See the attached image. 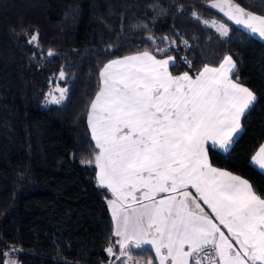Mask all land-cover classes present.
Returning a JSON list of instances; mask_svg holds the SVG:
<instances>
[{"label": "trees", "instance_id": "trees-1", "mask_svg": "<svg viewBox=\"0 0 264 264\" xmlns=\"http://www.w3.org/2000/svg\"><path fill=\"white\" fill-rule=\"evenodd\" d=\"M234 2L264 16V0ZM202 20L223 23L228 35ZM37 33L38 44L28 43ZM145 50L172 56L173 75L195 76L232 56L231 78L257 99L230 150L212 149L209 159L264 197V175L250 165L264 142V42L209 0H0V264H120L105 251L115 242L112 195L98 186L87 115L103 66ZM57 87L67 89L64 98L47 103ZM12 248L19 251L3 255ZM133 256L153 259L139 249Z\"/></svg>", "mask_w": 264, "mask_h": 264}, {"label": "snow or ice", "instance_id": "snow-or-ice-1", "mask_svg": "<svg viewBox=\"0 0 264 264\" xmlns=\"http://www.w3.org/2000/svg\"><path fill=\"white\" fill-rule=\"evenodd\" d=\"M209 6L264 39V16L234 0H209ZM218 31L228 35L223 24ZM38 40L39 34H32L28 43ZM185 62L191 68L192 62ZM170 65L172 56L157 59L145 50L110 60L99 73L88 125L99 149L94 156L98 186L115 197L108 203L117 239L105 251L120 264H139L133 249L154 252L158 264H264V197L209 159L213 148L230 150L242 131L241 117L257 97L231 78L236 68L231 55L195 76L188 71L173 75ZM64 76L61 70L59 78ZM56 90L59 97L48 94L53 103L67 92ZM250 165L264 175V144Z\"/></svg>", "mask_w": 264, "mask_h": 264}, {"label": "crops", "instance_id": "crops-1", "mask_svg": "<svg viewBox=\"0 0 264 264\" xmlns=\"http://www.w3.org/2000/svg\"><path fill=\"white\" fill-rule=\"evenodd\" d=\"M229 20V19H228ZM230 22H232L235 26H237L238 28H240V29H242V30H244L245 32H247L248 34H250L247 30H245L243 27H241V26H239V25H236L233 21H231V20H229ZM221 35V34H220ZM251 35V34H250ZM222 36V35H221ZM251 36H253V37H255V38H257V39H259L260 41H262V42H264V39H261V38H259L258 36H254V35H251ZM133 55H136V54H133ZM129 56H131V55H129ZM168 58V57H167ZM167 58H164V59H167ZM171 66V65H170ZM169 66V67H170ZM213 68H215V67H213ZM96 96V95H95ZM94 99H95V97H94ZM93 99V100H94ZM251 108V107H250ZM249 108V109H250ZM248 109V110H249ZM90 110V109H89ZM247 110V111H248ZM246 111V112H247ZM243 117V116H242ZM242 117H241V119H242ZM240 123H241V121H240ZM87 125H88V115H87ZM242 128V127H241ZM88 129H89V132H90V135H91V138H92V131H91V128L89 127V125H88ZM242 132V131H241ZM240 132V133H241ZM240 133H239V135H240ZM238 135V136H239ZM237 136V137H238ZM92 140H93V143H94V145H95V140L92 138ZM262 144H264V142L262 143ZM213 149H215V150H217V151H219V152H221L222 154H226L225 152H223L222 150H219V149H217V148H213ZM98 151H99V149H97ZM258 151V150H257ZM256 170H258L259 172H260V170L258 169V166H253ZM97 168V167H96ZM97 171H98V169H97ZM107 189V188H106ZM108 190V189H107ZM190 191H192V192H195V190L194 189H189ZM109 191V190H108ZM110 192V191H109ZM111 193V192H110ZM111 195H112V193H111ZM113 199H115V197L112 195V199L111 200H113ZM201 204H202V202H201ZM202 207H204L205 208V211H210V210H208L207 209V206L206 205H203L202 204ZM109 208V214H110V217H111V220H112V224H113V219H112V209H111V207L109 206L108 207ZM113 229H114V224H113ZM222 230H224L225 231V233H226V235H227V230L226 229H222ZM117 238L115 237V240H116ZM146 247H148V246H146ZM117 248H118V245H117ZM110 256V255H109ZM152 256H153V264H158V262L155 260V253L154 252H152ZM110 257H112V256H110ZM133 260L134 261H139V264H146V262H144V261H141V260H138V259H136V258H134V256H133Z\"/></svg>", "mask_w": 264, "mask_h": 264}, {"label": "rangeland", "instance_id": "rangeland-1", "mask_svg": "<svg viewBox=\"0 0 264 264\" xmlns=\"http://www.w3.org/2000/svg\"><path fill=\"white\" fill-rule=\"evenodd\" d=\"M212 8V7H211ZM213 9H215L216 11H218L219 13H221L223 16H225L224 15V13L223 12H221V11H219L217 8H213ZM225 10H227V9H225ZM226 18H227V16H225ZM196 18V17H195ZM228 19V18H227ZM205 21L207 22V23H205ZM202 22H203V24L205 25V26H207V27H210V28H212V29H214L217 33H219L220 34V31H218V28H219V26L221 25V24H223V23H221V22H219V21H216V20H202ZM224 25V24H223ZM57 88H54V89H52V91H51V93L53 94V97H59V95H60V93L56 90ZM48 96V95H47ZM51 100H52V97H48V101H47V103H49V102H51ZM9 260H14V259H9ZM15 261V260H14ZM18 264V263H17Z\"/></svg>", "mask_w": 264, "mask_h": 264}, {"label": "water", "instance_id": "water-1", "mask_svg": "<svg viewBox=\"0 0 264 264\" xmlns=\"http://www.w3.org/2000/svg\"><path fill=\"white\" fill-rule=\"evenodd\" d=\"M134 251L136 250V249H133Z\"/></svg>", "mask_w": 264, "mask_h": 264}]
</instances>
